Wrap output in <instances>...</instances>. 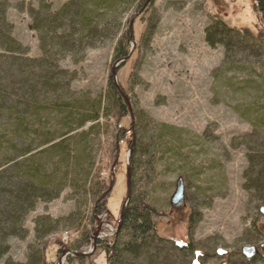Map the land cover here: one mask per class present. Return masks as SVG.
I'll return each instance as SVG.
<instances>
[{"label":"rangeland","instance_id":"1","mask_svg":"<svg viewBox=\"0 0 264 264\" xmlns=\"http://www.w3.org/2000/svg\"><path fill=\"white\" fill-rule=\"evenodd\" d=\"M47 1L57 10L67 0ZM31 6L36 7L34 0H10L6 19L13 25V37L28 48L29 56L38 57L36 33L29 28L26 11ZM135 13L134 9L128 18ZM212 19L234 29L246 27L254 34L264 24L251 0H153L133 21L136 43L126 61L114 59L109 44L88 50L81 63L66 59L61 66L76 72L72 89L92 98L103 93L114 68L116 82L129 98L133 121L137 110L148 123L144 141H151V136L155 137L152 131L163 128L162 124L178 130L176 138L165 135L157 140L165 144L154 146V171L147 195L156 210L152 220L159 236L178 245L189 237L200 253L207 254L192 264H263L260 257L248 259L251 253L243 254L242 247L256 246L259 255L264 254V217L258 211L264 202L257 203L255 195L243 188L247 155L256 149L264 152V81L258 75L255 49L233 58L235 62L228 68L221 66L223 47L205 42L204 30ZM251 120L256 121L255 126ZM99 122L91 182H98L93 188L95 198L107 187L109 192L107 208L95 216L91 236L99 226L97 239L110 241L127 192L133 122L130 113L118 124L113 113L100 117ZM116 130L125 136L118 141V162L111 155ZM165 148L168 150L163 152ZM178 179L183 184L184 204L176 209L170 200ZM82 201L84 197L67 186L57 199L38 202L25 217L26 237L9 239L8 256L18 262L26 260L29 245L35 241L33 220L38 215L62 219L57 231L47 236L52 242L46 259L57 264L59 258L64 263L68 255H75L70 246L57 245L54 239L63 242L67 232L65 245H70L90 229V202L82 205ZM78 213L81 219L75 220ZM72 214L73 220L66 221ZM90 249L91 240L79 253ZM96 249L85 255L86 263L98 256ZM219 249L226 254L218 253Z\"/></svg>","mask_w":264,"mask_h":264},{"label":"trees","instance_id":"2","mask_svg":"<svg viewBox=\"0 0 264 264\" xmlns=\"http://www.w3.org/2000/svg\"><path fill=\"white\" fill-rule=\"evenodd\" d=\"M34 1L36 7L31 6L26 11L29 28L36 33L38 57L29 56L28 48L13 37V25L6 19L10 0H0V264H52L46 259V250L52 242L47 236L57 231L62 219H52L48 215L35 217V241L29 245L23 262L8 256L9 239L25 238L27 214L38 202L57 199L67 186L84 197L82 205L90 202L91 227L70 245L56 238L54 242L70 246L69 249L76 253L89 243L95 216L107 208L105 199L109 192L107 187L97 198L93 192L94 185L98 184L97 181L92 183V173L100 117L107 118L113 113L118 124L130 109L111 74L103 93L92 98L86 92L72 89L76 72L63 68L61 62L69 59L73 64L81 63L88 50L109 44L114 59L126 57L131 50L128 26H125L131 19L128 14L134 9L137 13L145 2L67 0L53 10L47 0ZM251 2L264 23V0ZM212 20L204 30L205 42L223 47L221 66L228 68L232 61L235 62L233 58L255 49L258 75L264 81V24L254 34L246 27L234 29L222 20ZM251 122L256 125V121ZM161 126L163 128L152 131L155 137L152 135L151 141H144L148 123L137 110L134 111L132 135L128 140L130 192L121 222L117 223L110 241L97 239L98 256L91 258V263H86L85 255H68L63 264L73 261L76 264H182L186 259L192 264L198 257L205 258L207 254L200 253L189 237L187 244L178 245L155 232L152 215L156 210L147 195L154 171V148L165 144H158L165 135L173 139L178 132L170 125ZM123 137L117 130L114 132L111 155L117 162L118 141H123ZM166 150L168 148L163 152ZM263 153L261 149L251 150L243 172V188L255 195L257 203L264 202ZM76 207L80 209V200ZM73 215L66 221L73 220ZM78 218L81 219L80 213L75 220ZM60 252L58 249L57 253ZM261 260L264 264V256Z\"/></svg>","mask_w":264,"mask_h":264},{"label":"water","instance_id":"3","mask_svg":"<svg viewBox=\"0 0 264 264\" xmlns=\"http://www.w3.org/2000/svg\"><path fill=\"white\" fill-rule=\"evenodd\" d=\"M148 2H149V0H145V2L143 4V6L141 7V9L135 15H133V17L129 21L128 34H129L130 43H132L133 47H131V50L129 51V54L126 57L120 59L121 62L126 60L129 57V55L132 53V51H133V48H134L135 43H136L135 40L132 37V30H131L132 29V25H133V21L143 11V9L146 8ZM111 73H112L113 83L115 84V86L119 90V92L122 95L123 99L128 104V107L130 109L131 121L133 122V116H132V111H131V106H130V103H129V99H128L127 95L124 93V91L121 88H119V85L116 82L114 68H112ZM129 152H131V150ZM126 186H127L126 187L127 188L126 189L127 190L126 197L124 199V203H123L121 211H120L118 223L121 222L122 214H123L124 208H125V206L127 204L128 198H129V192H130L129 165L127 167V172H126ZM183 201H184L183 184H182L181 179H178L177 183H176V189L174 191V194L171 197L170 203H171L172 208H180L183 205ZM258 211L264 217V204L259 206ZM98 231H99V226L96 228V230L93 232V234H92V236L90 238V240H91V249L88 252H82V253L71 252V253L75 254V255H89V254H91L96 248V240H97V238H99V236L97 235ZM243 249H244V251H248V250H252V247L251 246H249V247L245 246ZM217 252L221 253L223 251L221 249H219V250H217ZM57 264H63V261L61 260V258H59L57 260Z\"/></svg>","mask_w":264,"mask_h":264},{"label":"flooded vegetation","instance_id":"4","mask_svg":"<svg viewBox=\"0 0 264 264\" xmlns=\"http://www.w3.org/2000/svg\"><path fill=\"white\" fill-rule=\"evenodd\" d=\"M183 196H184V190H183ZM183 204H184V201H183ZM183 206V205H182ZM181 206V207H182ZM180 207V208H181ZM259 208V207H258ZM176 209H178V208H176ZM185 244H187V241H186V243ZM183 245V244H182ZM246 246H248V245H246ZM245 246H243L242 247V253L243 254H246V253H251V255H250V257H248V259L249 258H253V257H260V259H261V257L262 256H264V254H262V255H259L260 253L258 252V250H257V248H256V246H251L252 247V250H248V251H244V248ZM249 247V246H248ZM223 251V250H222ZM223 253V256L226 254L224 251L222 252Z\"/></svg>","mask_w":264,"mask_h":264},{"label":"built area","instance_id":"5","mask_svg":"<svg viewBox=\"0 0 264 264\" xmlns=\"http://www.w3.org/2000/svg\"><path fill=\"white\" fill-rule=\"evenodd\" d=\"M104 174V173H103ZM68 235H70L69 233L65 232V234L63 235L64 239H63V242H66V240L68 239ZM75 236V235H73ZM76 237V236H75ZM65 240V241H64Z\"/></svg>","mask_w":264,"mask_h":264}]
</instances>
